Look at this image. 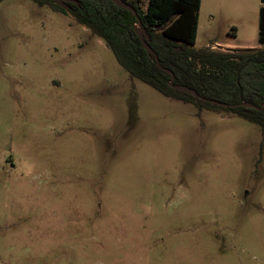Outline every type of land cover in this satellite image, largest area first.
<instances>
[{
	"label": "rangeland",
	"instance_id": "1",
	"mask_svg": "<svg viewBox=\"0 0 264 264\" xmlns=\"http://www.w3.org/2000/svg\"><path fill=\"white\" fill-rule=\"evenodd\" d=\"M214 2L195 49L258 44L262 0ZM0 264H264L260 128L164 97L71 14L4 0Z\"/></svg>",
	"mask_w": 264,
	"mask_h": 264
},
{
	"label": "trees",
	"instance_id": "2",
	"mask_svg": "<svg viewBox=\"0 0 264 264\" xmlns=\"http://www.w3.org/2000/svg\"><path fill=\"white\" fill-rule=\"evenodd\" d=\"M33 1L55 12L71 14L105 43L127 74L164 97L241 118L258 126L264 139V49H195L202 0H149L146 10L142 0H122L137 16L112 0H75L78 5L68 4L71 10L58 7L54 0ZM136 26L145 30L154 55L144 48ZM259 42L264 45V7ZM172 76L175 87L193 89L198 97L170 87ZM245 103L258 109L244 107Z\"/></svg>",
	"mask_w": 264,
	"mask_h": 264
},
{
	"label": "water",
	"instance_id": "3",
	"mask_svg": "<svg viewBox=\"0 0 264 264\" xmlns=\"http://www.w3.org/2000/svg\"><path fill=\"white\" fill-rule=\"evenodd\" d=\"M112 1L117 7L121 8V9H125L127 11H131L135 16H137V12L135 10H133L131 6H128L125 3H123L122 0H112ZM54 2L58 7L62 8L64 10H71V7L68 5L69 3L74 4V5H78V2L75 0H54ZM136 33H137L139 39L141 40L144 48L146 49V51L150 55H154L153 50L151 49V47L148 44V37L146 35L145 30L143 28H139L138 26H136ZM252 50H254V49H244V51H247V52H250ZM230 51H236V50H230ZM174 80H175V77L172 76V82L170 83V87H172V88L175 87L173 84ZM175 88L180 92L186 93V94L194 96V97H198L197 92L193 89L188 88V87L177 86ZM204 101H207V100H204ZM211 103L214 105L227 106L226 104H223V103H220L217 101H211ZM243 106L247 107V108L258 109L257 106L250 104V103H245V104H243ZM263 108H264V105H263Z\"/></svg>",
	"mask_w": 264,
	"mask_h": 264
},
{
	"label": "crops",
	"instance_id": "4",
	"mask_svg": "<svg viewBox=\"0 0 264 264\" xmlns=\"http://www.w3.org/2000/svg\"><path fill=\"white\" fill-rule=\"evenodd\" d=\"M214 5L215 6H218V8H219L222 16L225 15V12L228 9L230 11H232V10L235 11V10H239V9H241V11H242V9H244L243 0H215ZM204 6H205V0H202L201 9H200V15H199V32H200L201 18H202V12H203ZM147 8L148 7H146L145 10ZM209 16L211 18L214 17L213 13H210ZM260 21H261V13L259 12V21L257 20V22L255 23V30H252V32H256L257 31V33H258V44L245 43V44H242V45L238 46L237 48H239V49H264V45H261L260 42H259V37H260ZM228 25L231 28L238 29L237 24L230 23ZM199 32H198V34H199ZM237 32H236V35H238ZM215 43L218 44L219 46L218 47L212 46L211 47L212 49H215V48L222 49V50H231V49H234V47H230V46H227V45L222 44V43H219V42H215Z\"/></svg>",
	"mask_w": 264,
	"mask_h": 264
}]
</instances>
